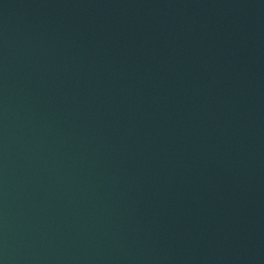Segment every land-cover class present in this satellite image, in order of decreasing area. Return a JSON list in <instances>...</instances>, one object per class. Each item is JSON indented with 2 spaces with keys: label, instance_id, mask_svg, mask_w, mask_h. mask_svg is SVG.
Instances as JSON below:
<instances>
[{
  "label": "water",
  "instance_id": "1",
  "mask_svg": "<svg viewBox=\"0 0 264 264\" xmlns=\"http://www.w3.org/2000/svg\"><path fill=\"white\" fill-rule=\"evenodd\" d=\"M0 264H264V0H0Z\"/></svg>",
  "mask_w": 264,
  "mask_h": 264
}]
</instances>
